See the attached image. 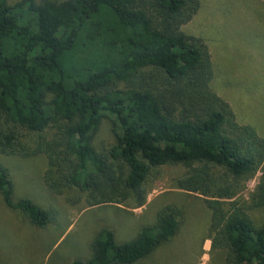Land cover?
<instances>
[{
  "label": "trees",
  "instance_id": "obj_1",
  "mask_svg": "<svg viewBox=\"0 0 264 264\" xmlns=\"http://www.w3.org/2000/svg\"><path fill=\"white\" fill-rule=\"evenodd\" d=\"M197 8L198 0H0V154L26 151L21 131L37 134L31 153L46 157L47 187H74L87 206L140 207L149 176L179 165L174 186L204 197L211 246L226 250L227 264H264V138L211 90L207 45L181 30ZM108 116L114 141L102 153L92 138ZM11 192L0 163L3 204L47 224V210ZM179 213L164 205L119 243L101 228L89 257L70 264H131L174 235Z\"/></svg>",
  "mask_w": 264,
  "mask_h": 264
},
{
  "label": "rangeland",
  "instance_id": "obj_2",
  "mask_svg": "<svg viewBox=\"0 0 264 264\" xmlns=\"http://www.w3.org/2000/svg\"><path fill=\"white\" fill-rule=\"evenodd\" d=\"M184 34L199 37L208 46L211 63L209 86L226 101L239 124L250 125L264 138V6L260 0H198L191 20L181 26ZM112 116L101 120L92 138L95 150L107 153L113 143ZM26 151L0 154L11 184V197L27 198L49 213L43 227L32 225L0 197V264H70L90 255V242L101 228L119 243L151 225L157 211L170 204L180 211L176 231L146 256L131 264H227L226 250L211 246L210 212L204 197L174 186L183 175L179 165H163L145 182V202L134 207L132 199L87 206L85 193L64 187L53 193L44 182L47 168L43 153H31L37 134L21 131ZM50 138L51 130L41 133ZM258 174L245 182L240 193L247 198ZM255 224L263 210L250 212Z\"/></svg>",
  "mask_w": 264,
  "mask_h": 264
},
{
  "label": "crops",
  "instance_id": "obj_3",
  "mask_svg": "<svg viewBox=\"0 0 264 264\" xmlns=\"http://www.w3.org/2000/svg\"><path fill=\"white\" fill-rule=\"evenodd\" d=\"M260 2H261V0H260ZM208 47V46H207Z\"/></svg>",
  "mask_w": 264,
  "mask_h": 264
}]
</instances>
